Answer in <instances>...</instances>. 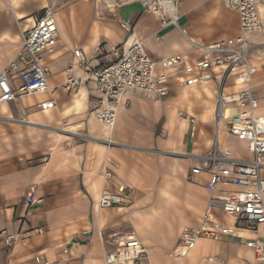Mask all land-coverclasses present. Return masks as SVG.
<instances>
[{
    "label": "crops",
    "instance_id": "obj_1",
    "mask_svg": "<svg viewBox=\"0 0 264 264\" xmlns=\"http://www.w3.org/2000/svg\"><path fill=\"white\" fill-rule=\"evenodd\" d=\"M92 1L94 8L101 7ZM47 3L48 0H0V71L15 59L24 31L33 25L32 16ZM257 10L262 27L251 35L254 44L264 42V6L260 2ZM178 13L180 27L163 25L159 16L146 12L138 2L121 9L120 21L133 20L134 32L144 40L146 52L154 61L177 54L186 55L187 59L179 69L171 71L167 96L127 95L128 101L120 108L114 128V144L96 141L108 138L109 130L90 116L100 94L91 79L78 89L70 91L60 86L53 92L25 95L0 106V117L41 123L37 126L22 121L16 124L0 121V231L7 229L17 234L12 245L0 240V264H44L45 261L104 264L108 243L114 240L111 235L126 234L128 226L141 225L142 230L141 219L147 216L145 207L165 215L171 230L177 224L175 235L170 238L149 237L135 230L146 245L150 260L159 264L163 255L173 257L170 254L180 239L182 227L199 223L210 194L204 187L206 176H191L195 162L189 154L207 151L215 138L219 80L215 77L189 82L196 72H187L185 68L200 55L183 31L204 43L235 36L239 32V15L226 7L223 0H181ZM91 16L78 11L63 12L62 16L59 13L58 47L48 57L52 85L63 82L65 70L77 50H84L92 67L100 68L114 57L108 54L93 59L97 45L107 38L109 45L121 44L126 39L123 28L110 35L106 24L98 20L95 26L96 19ZM90 19H93L91 25ZM252 61L257 69L254 91L260 103L259 112L264 113V51H256ZM82 72L76 69V74ZM13 83L19 85L17 80ZM245 87L243 79L233 75L226 92ZM31 98L35 105L31 104ZM77 98L82 100L80 106L76 104ZM51 99L55 100V107L42 111L39 104ZM192 118L197 123L195 135ZM59 123L73 133L53 136L44 128ZM222 139L223 147L237 154L243 155L242 150H247L244 142L229 134L224 133ZM246 153L243 156H251ZM106 172L110 173L109 177L105 176ZM32 185L37 186L41 201L28 205L25 199ZM121 186L126 187L125 196L131 202L100 207L102 193L117 192ZM214 213L221 223L235 225L234 219L221 210ZM251 239L264 241V225L257 236L246 231L219 240L203 239L191 257L195 258L193 264L196 260L202 262L201 255L220 257L223 262L218 264H262L246 245Z\"/></svg>",
    "mask_w": 264,
    "mask_h": 264
},
{
    "label": "built area",
    "instance_id": "obj_2",
    "mask_svg": "<svg viewBox=\"0 0 264 264\" xmlns=\"http://www.w3.org/2000/svg\"><path fill=\"white\" fill-rule=\"evenodd\" d=\"M71 0H48L47 5L32 16L33 25L24 31L21 48L15 59L0 71V106L25 95L53 92L58 87L68 90L78 89L91 79L96 83L99 95L92 110L93 119L109 130V137L98 139L112 145L114 128L120 108L127 103V95L139 93L150 98L167 96L170 89L171 71L179 69L187 56L177 54L154 61L146 52L144 40L134 32L132 19H122V28L127 37L121 44L104 41L97 45L93 59L113 55L107 65L93 68L84 50H77L73 62L65 70L64 80L52 85V70L48 57L55 54L60 37L58 10ZM110 13L120 16L121 9L131 3H140L146 12L160 17L163 25L180 27L178 3L181 0H95ZM264 6V0H223L226 7L239 15V32L210 43L197 41L184 35L200 58L185 69L196 72L189 82H204L215 77L219 89L215 109V138L209 149L189 156L195 165L191 176L204 175L205 189L210 197L207 208L199 223L185 224L181 229L178 243L172 251L173 257L184 259L190 256L201 239L219 240L224 236H236L239 230L249 231L257 236L264 225V113L259 112L260 103L254 91V75L257 71L252 58L256 51H264V42L254 44L251 35L262 27L257 3ZM82 69L76 74V69ZM233 75H239L246 87L240 91L227 93L226 87ZM19 81L15 86L14 81ZM55 100L41 102L39 107L46 111L55 107ZM0 118V121H18ZM192 134L197 130L196 119L192 118ZM224 133L244 142L251 156L237 154L224 148L221 137ZM97 140V139H96ZM110 176L109 172L105 173ZM230 186L241 188L229 190ZM227 188V189H226ZM126 187L117 192L104 191L99 199L102 208L130 203L125 196ZM41 201L37 186L32 185L25 202L32 204ZM231 217L235 225H225L215 216V210ZM41 232V229H36ZM88 230L85 231V233ZM112 244L104 256V264H149L150 255L146 245L136 232L113 234ZM17 234L3 229L0 240L12 245ZM264 264V241L251 239L246 242ZM65 252H68L65 250ZM208 263H220V257L204 255L201 259ZM44 264H59L45 261Z\"/></svg>",
    "mask_w": 264,
    "mask_h": 264
},
{
    "label": "rangeland",
    "instance_id": "obj_3",
    "mask_svg": "<svg viewBox=\"0 0 264 264\" xmlns=\"http://www.w3.org/2000/svg\"><path fill=\"white\" fill-rule=\"evenodd\" d=\"M72 4V5H71ZM59 13L62 16L63 12H69L71 14H75L78 12H82L84 14L90 15V18H92L91 15H93V18H95V26H98L97 21H102L103 23L106 24L107 26V33H109L110 35H112L117 28H122L121 25V21H120V16H115L114 14L110 13L105 7L101 8H94V2L92 0H71L69 3H67L66 5L60 6L59 8ZM63 10V11H62ZM100 13V16L98 17L96 15V13ZM93 23V19H90L89 25H91ZM104 41L109 43V39H105ZM32 101V105H35V101L33 98H31ZM18 110H20L21 108H17ZM14 110V109H13ZM90 116L92 117V111L90 113ZM17 119H23V118H19L16 117ZM93 119V117H92ZM94 120V119H93ZM5 123H21L18 121H6V120H2ZM95 121V120H94ZM97 123V122H96ZM26 124V123H24ZM98 124V123H97ZM38 126V125H37ZM43 127V126H42ZM44 128H46L48 130V132L53 135V136H59L61 135H71L73 132H71L70 130H68L64 124L59 123V124H52L49 126H45ZM75 134V133H74ZM92 139V137L90 138ZM95 140V139H92ZM96 141H100V140H96ZM224 142V139H222V143ZM229 142V141H227ZM223 145H225V143H223ZM245 147V146H244ZM239 148H243L241 146V144L239 145ZM247 150H242V154L243 155H247L246 153ZM159 204H162L161 201H159ZM144 212L147 214L146 217L142 218V230L141 225H136V226H128L126 228L127 233L129 232H135V230H137V233L139 234L140 232H142V234L147 235L149 237L151 236H168V238L172 237L175 235V231H176V223L173 227V229H170V226L166 224V216L162 215L161 213H155V211L152 212L151 208H144ZM164 212V211H163ZM140 226V228H139ZM141 230V231H140ZM172 254H170L171 256ZM164 258L161 259V261L159 262V264H193V260L195 261V258H186V259H177L175 257H168L167 255H163ZM221 262L222 259L220 258ZM197 262V263H196ZM196 264H211L208 262H198V260H196ZM220 262V263H221ZM153 264H156L153 262ZM214 264V263H212ZM218 264V263H217Z\"/></svg>",
    "mask_w": 264,
    "mask_h": 264
},
{
    "label": "bare ground",
    "instance_id": "obj_4",
    "mask_svg": "<svg viewBox=\"0 0 264 264\" xmlns=\"http://www.w3.org/2000/svg\"><path fill=\"white\" fill-rule=\"evenodd\" d=\"M100 5V4H99ZM101 7H103L104 8V6L103 5H100ZM60 10V9H59ZM59 10H58V12H57V14L59 15ZM97 15H98V17L100 16V13H97ZM76 104H77V106H80L81 104H82V100H81V98H77L76 99ZM43 111V110H42ZM47 111V110H46ZM10 117H13V116H6V117H0V118H7V119H12V120H16L15 118H10ZM25 122L26 124H29V125H41V123L40 122H37V121H34V120H31V119H25V120H18V122ZM225 148V147H224ZM227 149H229V148H227ZM231 150V149H230ZM234 152V151H233ZM239 232L240 233H245L246 231L245 230H239ZM203 239H201L200 241H199V243H198V245H197V247L191 252V254H190V256H188L187 258H191V257H194V255H195V253H196V251H197V249H198V246L200 245V243H201V241H202ZM205 241H207V240H205ZM201 257V259H202V255L200 256ZM199 257V258H200ZM151 258V257H150ZM152 259V258H151ZM184 259H186V258H184ZM143 264H146V263H143ZM149 264H153V261L152 260H150L149 259Z\"/></svg>",
    "mask_w": 264,
    "mask_h": 264
}]
</instances>
